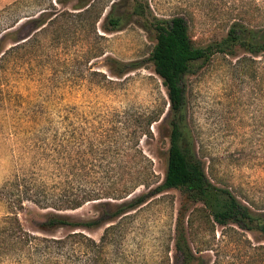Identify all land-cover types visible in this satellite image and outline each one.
Segmentation results:
<instances>
[{"label":"rangeland","instance_id":"374dc122","mask_svg":"<svg viewBox=\"0 0 264 264\" xmlns=\"http://www.w3.org/2000/svg\"><path fill=\"white\" fill-rule=\"evenodd\" d=\"M51 0H0V35L5 26L19 29L28 40L19 55L12 56L0 73V229L9 214L7 185L14 180L40 179L41 171L54 172V111L67 108L75 124L97 125L107 113L126 109L150 110L168 106L161 80L153 73L149 54L154 35L137 23L121 31L104 34L97 23L96 36L82 17L67 11L54 24V42L40 35L27 22ZM118 0H95L98 8ZM160 17L183 16L196 46H205L225 34L227 25L243 17L251 26L264 25V0H147ZM54 11V13L56 12ZM30 19V18H29ZM65 20V21H64ZM17 21V22H16ZM61 24V25H60ZM102 36V37H99ZM31 42V43H30ZM92 49V50H91ZM100 53V57H95ZM122 62L139 61L142 68L117 79L109 75L104 57ZM236 65L229 57L215 56L185 78L187 121L198 155L208 177L227 187L239 201L254 210L264 209V77L259 65ZM256 70V71H255ZM104 76V77H103ZM263 79V80H261ZM82 119V120H81ZM155 140L143 141V151L153 160L163 177L168 140L161 123L152 128ZM48 185L54 183L47 176ZM185 204L177 190H168L150 203L120 220L107 234L102 264H183L174 249L175 224ZM97 204H85L65 213L74 221L97 215ZM45 215L25 203L17 218L31 234L29 246L11 247L0 237V264H86L85 253L92 245L61 241L73 231L57 228L39 230ZM108 225L75 232L97 242ZM194 251V264H264V235L247 232L234 225L214 228L196 217L187 229Z\"/></svg>","mask_w":264,"mask_h":264},{"label":"trees","instance_id":"16d2710c","mask_svg":"<svg viewBox=\"0 0 264 264\" xmlns=\"http://www.w3.org/2000/svg\"><path fill=\"white\" fill-rule=\"evenodd\" d=\"M69 2H74L71 8L77 11L76 15L69 16L82 17L96 36L99 22V30L104 34L137 23L154 35L148 62L161 80L168 106L166 110L156 106L150 110L107 113L97 125L84 119L75 124L67 108L54 111V172L49 174L43 170L37 180L14 178L7 185L3 200L9 214L3 223L9 227L0 229L4 242L11 247H26L35 239L22 229L17 218L25 203H29L45 211L37 225L39 230L72 228L61 241L73 239L71 243L79 245L83 244L82 240L89 242L92 246L86 250V264H102L107 234L116 231L120 220L168 190L179 191L184 203L192 205L191 208L183 206L175 224L174 249L183 264L196 261L187 239V229L193 226L196 217L210 228L234 225L243 231L264 235V209L250 208L229 188L216 185L208 177L188 126L185 89L186 76L209 64L215 56L235 59L236 65L250 70L254 68L248 67V63L259 65L264 77V25L251 26L239 15L227 25L222 37L205 46H196L183 16L160 17L147 0L114 1L105 13L107 6L98 8L95 0H51L47 7L40 5L23 25H31L36 31L32 41L44 35L54 42V24L61 23L60 17L68 15L67 11H56L54 4L66 6ZM13 28L10 25L1 29L0 73L11 57L18 56L27 45L28 40L20 38L22 26L12 31ZM104 60L109 75L117 79L142 68L139 61L122 62L109 56ZM157 123L167 131L168 140L162 178L141 147L143 141L155 140L152 128ZM48 175L54 178L52 185L47 183ZM90 203L97 204L98 208L92 219L74 221L65 214ZM104 225L108 226L97 242L75 232Z\"/></svg>","mask_w":264,"mask_h":264}]
</instances>
